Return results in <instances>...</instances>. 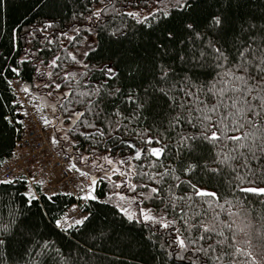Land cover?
Wrapping results in <instances>:
<instances>
[{
  "label": "snow or ice",
  "instance_id": "obj_1",
  "mask_svg": "<svg viewBox=\"0 0 264 264\" xmlns=\"http://www.w3.org/2000/svg\"><path fill=\"white\" fill-rule=\"evenodd\" d=\"M205 3L147 0L145 10L121 13L112 0H86L82 10L72 13L69 39L82 32L93 38L88 41L85 36L83 48L68 53L71 64L61 68L59 57L53 56L45 72L36 69L48 81L36 85L47 92L38 97L33 111L47 109L39 119L44 127L53 126L52 145L63 140L71 148L78 143L73 132L87 139L98 136L99 144L130 125L140 129V146L124 141L132 150L126 159L114 158L107 150L97 159L93 158L96 148L87 155L73 148L66 153L65 167L81 177L79 200L105 196V202L114 203L121 223L147 226V240L153 245L160 234L161 253L148 264H264V210L253 216L240 207L247 194L264 198V12L234 14L233 0L224 4L216 0L220 6L206 11ZM41 5L47 7L48 0H40L36 7ZM242 6L236 5L237 12ZM5 7L6 0H0V9ZM109 10L132 18L146 33L144 52L151 51L150 59L135 48H106V43L125 39L128 29L126 23L113 24ZM45 28L68 35L57 27L55 16L42 21L39 30ZM90 53L100 57L98 64L92 63ZM84 57H89L87 62ZM27 59L31 57L26 53L16 63ZM177 64L183 66L179 73ZM10 70L20 73L19 67ZM145 76L150 77L146 83ZM22 91L28 93L29 85ZM34 97L33 93L30 100ZM0 119L8 125L16 123L2 114ZM142 157L144 164L138 169L131 161ZM161 157L167 158V165ZM225 169L234 175L233 192L239 193L231 199L222 198L214 184ZM117 174L114 187L125 185L131 196L112 189L97 192L98 183ZM15 180V176L0 179V185ZM35 183L43 188L45 181ZM44 194L51 200L58 193ZM37 199L30 188L23 193L28 206ZM72 207L77 209L75 215L65 212L52 218L60 230L57 235H71L73 229L88 226L91 213L78 211L79 204ZM91 239V244L85 240L65 249L40 233L19 207L10 208L7 219L0 214V264H100L95 241L111 237L100 231Z\"/></svg>",
  "mask_w": 264,
  "mask_h": 264
},
{
  "label": "trees",
  "instance_id": "obj_2",
  "mask_svg": "<svg viewBox=\"0 0 264 264\" xmlns=\"http://www.w3.org/2000/svg\"><path fill=\"white\" fill-rule=\"evenodd\" d=\"M107 2L108 0H105V3ZM112 2L114 7L123 13L126 10H145L147 0H112ZM225 2L226 0H221V4ZM38 3H40V0H6V7L0 9V114L9 116L16 121L13 126L0 119V166L12 157L15 141L22 134L24 126L23 116L19 113L17 104L14 102L13 87L8 85L7 80L18 79L21 81L22 87L25 84L29 85L28 93H34L38 97L46 95L47 90L38 89L36 85L47 82L48 77H41L40 72H37L36 69L39 68L41 72H45L51 67L48 62L53 56L59 57L58 63L61 68L65 67L66 62L71 64L72 62L68 60V53L82 49L83 43L81 42L84 41L85 36L88 37V41L93 38L91 34L82 32L75 39H69L73 35L72 27L74 22L72 21V13L73 11L82 10L81 5L85 4L86 0H48V6L44 7L41 5L40 8L36 7ZM238 3L243 4L239 12H237L236 8ZM218 6L220 5L216 3V0H206L204 5L206 11H215ZM262 12H264V0H233L234 14L259 16ZM51 16L56 17L57 27L68 33V35L61 36L59 32L47 28L43 31L39 30L42 21L46 17ZM108 16L113 24L119 25L123 22L128 25V29L126 30L125 39H122L117 44L106 43V48L116 51H126L130 48H135L141 56H146V58L150 59L151 51L149 50L147 54L144 52L147 35L139 31L135 21L127 16H116L111 10H109ZM257 22L259 23V21ZM14 29L15 32L13 33ZM104 35L107 36L106 33ZM96 38L99 39L98 36ZM26 53L31 59L17 64L16 61L24 57ZM90 57L92 63H99V56H92L90 53ZM84 59L87 62L89 57H84ZM11 67H19V75L12 73ZM181 67L183 66L177 64L176 70L178 73ZM60 70L54 69L53 71L59 73ZM149 78V76H145L144 82L146 83ZM204 78L201 77V79ZM137 82H139V78ZM19 121H23V123H19ZM65 123L69 122L66 121ZM16 128H19L18 132L15 130ZM139 131L140 129L136 128V125H130L127 131L116 134L113 139H103V142L99 144L96 143V141L101 140L98 136L93 139H87L73 132V136H78V143L70 148L67 142H64V144L59 143L58 147L66 153L72 152L73 148H75L86 155L92 148H96L93 158L98 159L107 150L114 158L123 157L126 159L132 150L124 141L127 140L140 146L143 142L138 139ZM160 159L162 163L167 165L168 160L166 157H161ZM131 163L139 169V166L144 164V158L142 157L140 161L133 160ZM143 170L149 171L147 168ZM156 170L159 171L161 169L156 167ZM228 171L225 169L224 173L214 180V184L219 186V195L222 198L231 199L233 196H239V193L233 192L235 187L234 175L229 176ZM96 175L102 176V173L96 172ZM118 179L119 174L112 176L110 180L98 183L97 192L106 194L109 189H112L113 191H124L126 195L131 196V191H128L125 185H121L120 188L114 187L113 181ZM133 180L135 181L136 178L133 177ZM27 186L26 180L21 178L16 179L11 185H0V214L5 219L8 217L10 208L16 209L19 207L28 219L35 223L40 233L56 240L58 244H63L65 249H67L69 244L75 245L77 242L83 244L85 240H88L91 244V238L97 236L98 232H107L111 239H105L102 243L100 240L95 241L100 264H148L152 256L161 253L159 247L160 234L158 233L154 237L157 243L153 245L151 241L147 240L149 232L147 226L130 223L126 220L121 223L122 217L118 214V210L115 209L114 203L105 202V196H101L96 201H86L82 205L84 212L91 213L86 228L73 229L72 232L74 234L71 235H57L60 230L55 228L52 218L59 217L61 213L67 212L75 204V196L73 194L58 193L49 200L45 194H41L39 199L34 201L31 206H28L23 200V193L27 190ZM139 191L140 189H137V192ZM118 199V197H113V201ZM261 199L264 198L247 194L243 197L245 203L240 205V207L242 211L250 210V214L255 216L264 210V204L260 203ZM145 203L148 202L145 201ZM156 203L159 205V201ZM133 210L135 211V208ZM44 213H48V215H44ZM93 229L96 231H93ZM160 232H164V230L161 229ZM185 264H187L186 261Z\"/></svg>",
  "mask_w": 264,
  "mask_h": 264
},
{
  "label": "built area",
  "instance_id": "obj_3",
  "mask_svg": "<svg viewBox=\"0 0 264 264\" xmlns=\"http://www.w3.org/2000/svg\"><path fill=\"white\" fill-rule=\"evenodd\" d=\"M22 95L27 96L17 90V102ZM30 110L25 129L15 141L11 160L0 169V179L11 176L24 179L23 176L30 175L32 179L25 180L38 197L46 192L72 193L76 198L75 204L80 205L78 211L84 212L82 205L86 201L79 200L75 192L77 184H81V177L66 169V153L50 143V132L40 124L31 107ZM36 180L45 181L43 188L35 183ZM76 211L71 207L67 213L75 215Z\"/></svg>",
  "mask_w": 264,
  "mask_h": 264
},
{
  "label": "bare ground",
  "instance_id": "obj_4",
  "mask_svg": "<svg viewBox=\"0 0 264 264\" xmlns=\"http://www.w3.org/2000/svg\"><path fill=\"white\" fill-rule=\"evenodd\" d=\"M13 83H12V87H13V89H15V91H14V96H15V99H14V102L17 104V107H18V111H19V113L23 116V121H24V126H23V131H24V129H25V125H26V121L29 119V117H30V115H31V110H30V107H31V104H32V101L30 100V97H31V95L32 94H30V93H24L23 91H22V83H21V81H19L18 79H14L13 81H12ZM17 90H20V91H22L24 94H26L27 96H25V95H22L20 98H19V101L17 102L16 101V92H17ZM33 110V109H32ZM25 112H28V115H25L24 113ZM34 112V111H33ZM34 114H35V112H34ZM35 116H36V114H35ZM37 117V116H36ZM37 119H38V121H39V118L37 117ZM40 122V121H39ZM40 124H41V122H40ZM42 125V124H41ZM43 126V125H42ZM44 127V126H43ZM46 129H47V127H45ZM50 133H52V129L51 130H49V129H47ZM66 153V152H65ZM12 158V157H11ZM11 158L8 160V161H6V162H4L3 164H5V163H7V162H9L10 160H11ZM2 164V165H3ZM2 165L0 166V169L2 168ZM29 186H27V190H29ZM31 189V188H30ZM32 190V189H31ZM68 212V211H67ZM66 212V213H67Z\"/></svg>",
  "mask_w": 264,
  "mask_h": 264
},
{
  "label": "rangeland",
  "instance_id": "obj_5",
  "mask_svg": "<svg viewBox=\"0 0 264 264\" xmlns=\"http://www.w3.org/2000/svg\"><path fill=\"white\" fill-rule=\"evenodd\" d=\"M31 96H32V95H31ZM31 101H32L31 108L33 109V106H34V105L39 104L38 96L35 95V97L31 99ZM46 112H47L46 109H42L41 112H35V114H36V116L39 118V116H40L41 114L47 115ZM39 121H40V119H39ZM40 122H41V124H42V121H40ZM47 129L51 130V125L48 126ZM57 146H59V145L57 144ZM77 175H79V174L77 173ZM29 187L32 189L31 185H29ZM80 188H81V184H77V187H76V189H75V192H76V195H77L78 197L81 195V193H80Z\"/></svg>",
  "mask_w": 264,
  "mask_h": 264
},
{
  "label": "flooded vegetation",
  "instance_id": "obj_6",
  "mask_svg": "<svg viewBox=\"0 0 264 264\" xmlns=\"http://www.w3.org/2000/svg\"><path fill=\"white\" fill-rule=\"evenodd\" d=\"M51 129H52V134H56L55 132H54V129H53V126H51ZM61 144H64V141L63 140H61V142H60ZM62 146V145H61ZM63 147V146H62Z\"/></svg>",
  "mask_w": 264,
  "mask_h": 264
}]
</instances>
